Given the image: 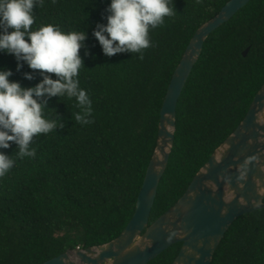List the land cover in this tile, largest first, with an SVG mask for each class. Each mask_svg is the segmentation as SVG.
Returning <instances> with one entry per match:
<instances>
[{"label": "trees", "instance_id": "trees-1", "mask_svg": "<svg viewBox=\"0 0 264 264\" xmlns=\"http://www.w3.org/2000/svg\"><path fill=\"white\" fill-rule=\"evenodd\" d=\"M229 0H174V15L150 30L152 46L138 54H103L93 29L106 23L110 0H45L34 9L33 29L55 24L86 30L92 55H84L80 86L92 100L93 123L71 118L76 101L53 97L44 114L64 128L34 138L35 158H15L0 178V264H40L68 250L116 238L135 211L156 149L161 108L174 71L201 25ZM249 48L248 55L244 51ZM14 55L0 52L10 80H27V64L16 71ZM55 78V75L52 74ZM264 84V0H250L204 43L177 107L175 143L161 179L150 223L185 193L197 172L236 129ZM64 101V102H63ZM175 243L148 264H172ZM211 264H264V208L239 216Z\"/></svg>", "mask_w": 264, "mask_h": 264}, {"label": "water", "instance_id": "water-1", "mask_svg": "<svg viewBox=\"0 0 264 264\" xmlns=\"http://www.w3.org/2000/svg\"><path fill=\"white\" fill-rule=\"evenodd\" d=\"M250 0H229L199 27L170 81L159 123L156 149L147 168L136 211L109 242L63 252L40 264H148L182 242L172 264H211L234 221L264 208V84L236 129L197 172L185 193L150 223L161 179L175 143L177 107L210 34ZM249 48L244 51L247 56Z\"/></svg>", "mask_w": 264, "mask_h": 264}, {"label": "clouds", "instance_id": "clouds-1", "mask_svg": "<svg viewBox=\"0 0 264 264\" xmlns=\"http://www.w3.org/2000/svg\"><path fill=\"white\" fill-rule=\"evenodd\" d=\"M44 3L0 0V52L15 56L18 72L27 64L32 71L23 73L25 79H36L37 73L42 77L34 86H24L10 80L12 69L0 67V178L13 169L15 158H35L36 149L31 147L35 137L64 128L58 113L57 118L44 114L51 98L74 99L79 111L71 118L82 125L94 122L92 100L79 80L85 66L81 49H85L84 55H92L85 43L88 33L64 30L52 23L33 29L34 9ZM106 12V23L98 22L92 33L103 54H138L143 60L144 50L152 46L150 30L163 25L175 8L174 0H110ZM12 143L16 145L15 158L3 151Z\"/></svg>", "mask_w": 264, "mask_h": 264}, {"label": "built area", "instance_id": "built-area-1", "mask_svg": "<svg viewBox=\"0 0 264 264\" xmlns=\"http://www.w3.org/2000/svg\"><path fill=\"white\" fill-rule=\"evenodd\" d=\"M79 249H81V247H78Z\"/></svg>", "mask_w": 264, "mask_h": 264}]
</instances>
